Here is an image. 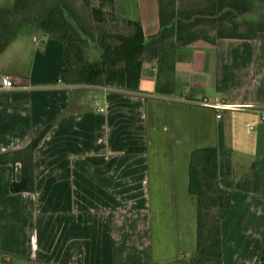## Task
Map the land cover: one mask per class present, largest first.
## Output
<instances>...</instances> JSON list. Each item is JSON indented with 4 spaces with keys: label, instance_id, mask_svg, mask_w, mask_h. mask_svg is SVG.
<instances>
[{
    "label": "crops",
    "instance_id": "0c3cea01",
    "mask_svg": "<svg viewBox=\"0 0 264 264\" xmlns=\"http://www.w3.org/2000/svg\"><path fill=\"white\" fill-rule=\"evenodd\" d=\"M159 1L91 0L147 37L162 30ZM25 33L0 56V86L5 74L15 83L0 88V154L46 134L35 191H13L21 163L0 164V264H183L197 249L190 155L206 146L232 192L223 264H264V32L170 43L144 62L137 90L63 82V43ZM227 162L236 180L257 170L258 189L229 187Z\"/></svg>",
    "mask_w": 264,
    "mask_h": 264
},
{
    "label": "trees",
    "instance_id": "16d2710c",
    "mask_svg": "<svg viewBox=\"0 0 264 264\" xmlns=\"http://www.w3.org/2000/svg\"><path fill=\"white\" fill-rule=\"evenodd\" d=\"M264 0H160L163 28L160 36L147 37L141 23L91 0H15L0 6V56L26 31L40 32L63 43L61 80L65 83L103 85L137 90L146 60L157 59L170 43L185 47L196 41L215 44L221 38L254 39L264 32V12L255 17ZM217 17L196 14H218ZM44 130L29 146L0 154L1 163H21L22 179L13 191H35L34 151ZM189 190L197 197V249L183 264H223L222 221L227 216L232 192L221 185L216 146L196 148L190 155ZM259 173L234 178L227 162V185L257 190Z\"/></svg>",
    "mask_w": 264,
    "mask_h": 264
},
{
    "label": "built area",
    "instance_id": "2783aa9c",
    "mask_svg": "<svg viewBox=\"0 0 264 264\" xmlns=\"http://www.w3.org/2000/svg\"><path fill=\"white\" fill-rule=\"evenodd\" d=\"M34 40H38L36 36L34 37ZM14 87H15V83H14L12 76H10L9 74L3 75L0 88L1 89H12ZM200 104L204 106H211L218 110L227 109L229 107L228 104H226L224 101L220 99H216L215 101H210L208 98H205L200 102ZM100 111H104V108L101 107ZM217 116L218 118H220L221 114L219 113ZM260 120L264 121V113L260 116Z\"/></svg>",
    "mask_w": 264,
    "mask_h": 264
},
{
    "label": "water",
    "instance_id": "95a60500",
    "mask_svg": "<svg viewBox=\"0 0 264 264\" xmlns=\"http://www.w3.org/2000/svg\"><path fill=\"white\" fill-rule=\"evenodd\" d=\"M230 9H231L230 7L225 8L222 12H220V13H218V14H215V15H212V14H204V15L196 14V15L193 16L192 18H183V17H181V16H177V17H175V18L173 19V21L169 24V26H172V25L176 22V20H177L178 18H182V19H184L185 21H193V20H195V19H196L197 17H199V16L217 17V16H220L223 12H225V11H227V10H230ZM262 12H264V3H263L262 6H261V10H259V11H255V12H254V11H248V12H245L244 14H241V15H240V18H243V17H246V16L255 17V16L260 15ZM162 30H163V28H162ZM162 30H161V32L158 34V36L161 35Z\"/></svg>",
    "mask_w": 264,
    "mask_h": 264
},
{
    "label": "rangeland",
    "instance_id": "374dc122",
    "mask_svg": "<svg viewBox=\"0 0 264 264\" xmlns=\"http://www.w3.org/2000/svg\"><path fill=\"white\" fill-rule=\"evenodd\" d=\"M263 4V3H262ZM262 4L260 5V8H259V10H261V6H262ZM259 10H257V11H259ZM26 34V33H25ZM26 36H28V35H26ZM29 37V39H30V35L28 36ZM86 84V83H85ZM97 86H103V85H97Z\"/></svg>",
    "mask_w": 264,
    "mask_h": 264
}]
</instances>
